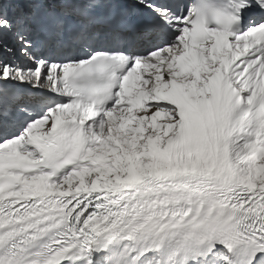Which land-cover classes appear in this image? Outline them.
Returning a JSON list of instances; mask_svg holds the SVG:
<instances>
[{
    "label": "snow or ice",
    "instance_id": "obj_1",
    "mask_svg": "<svg viewBox=\"0 0 264 264\" xmlns=\"http://www.w3.org/2000/svg\"><path fill=\"white\" fill-rule=\"evenodd\" d=\"M0 264H264V0H0Z\"/></svg>",
    "mask_w": 264,
    "mask_h": 264
}]
</instances>
